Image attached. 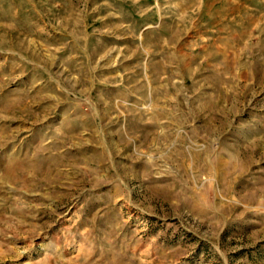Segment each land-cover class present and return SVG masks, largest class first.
<instances>
[{
	"label": "rangeland",
	"instance_id": "374dc122",
	"mask_svg": "<svg viewBox=\"0 0 264 264\" xmlns=\"http://www.w3.org/2000/svg\"><path fill=\"white\" fill-rule=\"evenodd\" d=\"M0 264H264V0H0Z\"/></svg>",
	"mask_w": 264,
	"mask_h": 264
},
{
	"label": "bare ground",
	"instance_id": "6f19581e",
	"mask_svg": "<svg viewBox=\"0 0 264 264\" xmlns=\"http://www.w3.org/2000/svg\"><path fill=\"white\" fill-rule=\"evenodd\" d=\"M227 48V47H226Z\"/></svg>",
	"mask_w": 264,
	"mask_h": 264
}]
</instances>
